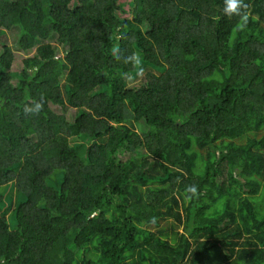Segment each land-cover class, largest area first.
<instances>
[{
  "label": "trees",
  "instance_id": "16d2710c",
  "mask_svg": "<svg viewBox=\"0 0 264 264\" xmlns=\"http://www.w3.org/2000/svg\"><path fill=\"white\" fill-rule=\"evenodd\" d=\"M245 3L241 32L224 0L0 2V264H264V0Z\"/></svg>",
  "mask_w": 264,
  "mask_h": 264
},
{
  "label": "clouds",
  "instance_id": "9594fccd",
  "mask_svg": "<svg viewBox=\"0 0 264 264\" xmlns=\"http://www.w3.org/2000/svg\"><path fill=\"white\" fill-rule=\"evenodd\" d=\"M248 5L245 3V0H224V7L223 12L225 15H227L229 18L236 16L239 17V20L237 24L235 25V30L237 31H244L249 23L250 20V14L247 11ZM112 54L119 59L118 50L116 48H113ZM125 63H131L133 66L139 69L140 72L143 71V68L141 66V59L139 57L138 53L133 52L131 55L124 57ZM43 107V97L40 101H37L34 105L28 106L25 105V112L26 113H32V114H39ZM185 192L190 194L189 198L191 196L198 195V188L196 185H188L185 188Z\"/></svg>",
  "mask_w": 264,
  "mask_h": 264
},
{
  "label": "rangeland",
  "instance_id": "374dc122",
  "mask_svg": "<svg viewBox=\"0 0 264 264\" xmlns=\"http://www.w3.org/2000/svg\"><path fill=\"white\" fill-rule=\"evenodd\" d=\"M4 1V0H0ZM4 42L8 45H10L20 56V59H24L26 56H32L34 53V49L33 50H29L28 52H24L21 51L20 49L17 48V39L18 36L14 33L11 32H6V34L4 35ZM17 70H19V68H17ZM141 76V75H140ZM64 79V76L62 77V80ZM135 82H138L139 79L135 78L134 79ZM180 230H182V228H180Z\"/></svg>",
  "mask_w": 264,
  "mask_h": 264
}]
</instances>
